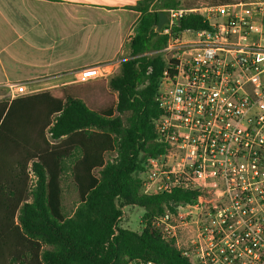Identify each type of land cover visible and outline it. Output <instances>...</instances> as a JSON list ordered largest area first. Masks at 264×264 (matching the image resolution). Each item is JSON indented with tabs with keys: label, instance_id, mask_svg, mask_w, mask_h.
<instances>
[{
	"label": "trees",
	"instance_id": "obj_1",
	"mask_svg": "<svg viewBox=\"0 0 264 264\" xmlns=\"http://www.w3.org/2000/svg\"><path fill=\"white\" fill-rule=\"evenodd\" d=\"M181 5V0H140L131 6L141 16L130 55L118 74L100 79L117 99L90 96L100 105L114 99V106L94 107L66 90L0 100V264H128L133 258L193 264L155 221L195 203L201 192L174 186L145 193L141 176L149 158L167 152L154 128L167 68L161 49L168 35L155 30L159 10ZM208 28L203 14L191 12L177 29ZM67 175L79 193L71 215L61 201ZM123 206L144 210L140 228L121 225Z\"/></svg>",
	"mask_w": 264,
	"mask_h": 264
},
{
	"label": "built area",
	"instance_id": "obj_2",
	"mask_svg": "<svg viewBox=\"0 0 264 264\" xmlns=\"http://www.w3.org/2000/svg\"><path fill=\"white\" fill-rule=\"evenodd\" d=\"M160 11L167 21L155 30L168 35L161 49L167 68L154 128L167 152L147 160L143 191L184 186L201 194L157 218L164 226L155 223L169 239L175 226L168 221L179 209L204 203L197 238L188 248L176 241L183 254L193 264H264V0ZM191 12L203 14L210 28L178 30ZM108 67L80 68L77 80L107 79ZM7 86L17 96L30 93L26 82ZM161 174L165 183L154 187ZM128 264L164 263L133 258Z\"/></svg>",
	"mask_w": 264,
	"mask_h": 264
},
{
	"label": "crops",
	"instance_id": "obj_3",
	"mask_svg": "<svg viewBox=\"0 0 264 264\" xmlns=\"http://www.w3.org/2000/svg\"><path fill=\"white\" fill-rule=\"evenodd\" d=\"M138 1L0 0V93L7 83L26 82L29 89L45 87L37 92L64 95L66 90L87 100L95 92L99 99L108 94L117 99L108 81L80 82L76 71L108 65L111 74L104 80L120 72L141 16L131 8ZM221 3L181 0V7Z\"/></svg>",
	"mask_w": 264,
	"mask_h": 264
},
{
	"label": "rangeland",
	"instance_id": "obj_4",
	"mask_svg": "<svg viewBox=\"0 0 264 264\" xmlns=\"http://www.w3.org/2000/svg\"><path fill=\"white\" fill-rule=\"evenodd\" d=\"M214 2H218V0H213ZM236 0H223V2H232ZM126 51H129V47H126ZM45 89V87L37 86L33 87L30 90V93H34L40 90ZM2 95H0V100L3 99H11L17 96V94H12L9 88L1 89ZM0 93V94H1ZM99 99H89V102L94 107H102V108H108L111 106H114L115 102L114 99H107L105 104H101L98 102ZM112 155H107V159L111 158ZM8 160L9 158H6L4 160ZM66 179L63 181V196H62V202L64 206V212L67 215H71L77 206L79 202V193L77 190V186L73 180V177L70 175H67ZM142 178L146 181L150 180L147 173L141 174ZM164 174H161V177L157 179L155 182L154 187H157L158 184H164L165 179L163 178ZM29 182L30 185L34 182L33 175L29 176ZM192 186V184H191ZM158 189V188H155ZM204 192H206L204 190ZM123 215L121 218V225L125 227H129L131 229H138L141 226L142 222V214L144 210L137 206H123ZM204 211H205V205L202 203L198 209L192 208V206H184V208H180L179 212L181 214H177L173 216L168 222L175 226L172 228V233H175L174 236H169V238L174 237L176 241L179 243L181 248H188L192 240L196 239L199 234L200 224L202 219L204 218ZM157 223L159 225L164 226V224H161L159 220H157ZM192 257V255H191ZM9 262H7L8 264ZM10 264H28L27 260L25 261H15L10 262Z\"/></svg>",
	"mask_w": 264,
	"mask_h": 264
},
{
	"label": "water",
	"instance_id": "obj_5",
	"mask_svg": "<svg viewBox=\"0 0 264 264\" xmlns=\"http://www.w3.org/2000/svg\"><path fill=\"white\" fill-rule=\"evenodd\" d=\"M167 21V14L164 11L159 12V22H158V28H162V26L166 23Z\"/></svg>",
	"mask_w": 264,
	"mask_h": 264
}]
</instances>
